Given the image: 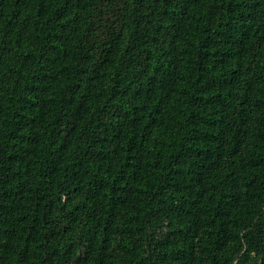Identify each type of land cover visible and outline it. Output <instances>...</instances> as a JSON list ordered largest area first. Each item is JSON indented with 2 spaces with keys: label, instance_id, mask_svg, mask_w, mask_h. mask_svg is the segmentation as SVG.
I'll use <instances>...</instances> for the list:
<instances>
[{
  "label": "trees",
  "instance_id": "16d2710c",
  "mask_svg": "<svg viewBox=\"0 0 264 264\" xmlns=\"http://www.w3.org/2000/svg\"><path fill=\"white\" fill-rule=\"evenodd\" d=\"M0 264H264V0H0Z\"/></svg>",
  "mask_w": 264,
  "mask_h": 264
}]
</instances>
